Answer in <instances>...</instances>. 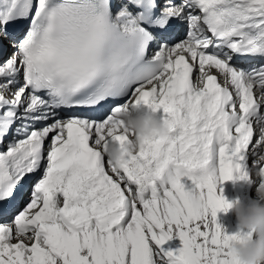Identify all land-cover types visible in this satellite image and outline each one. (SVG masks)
<instances>
[{
    "label": "snow or ice",
    "instance_id": "1",
    "mask_svg": "<svg viewBox=\"0 0 264 264\" xmlns=\"http://www.w3.org/2000/svg\"><path fill=\"white\" fill-rule=\"evenodd\" d=\"M173 19L187 38L160 43ZM0 37L16 49L0 65V202L43 169L21 210L0 207L13 212L0 223V264H239L217 187L246 181L250 149L264 151V0H0ZM123 97L102 120L56 118ZM130 100L163 110L167 140L126 150ZM113 144L125 149L119 163ZM174 233L182 247L165 250Z\"/></svg>",
    "mask_w": 264,
    "mask_h": 264
},
{
    "label": "clouds",
    "instance_id": "2",
    "mask_svg": "<svg viewBox=\"0 0 264 264\" xmlns=\"http://www.w3.org/2000/svg\"><path fill=\"white\" fill-rule=\"evenodd\" d=\"M199 85H197L198 87ZM130 100L121 113V132L128 135L127 151H138L142 146L154 140H167L172 132V125L163 118H156L155 112L140 111ZM264 135V129L261 130ZM258 147V146H257ZM109 151L114 162L124 159L125 149L113 144ZM255 169L246 180L255 185V197L248 200L229 202L225 213L232 212L241 230H247L232 242V252L239 264H264V151L255 153L252 161ZM257 181H259L257 183Z\"/></svg>",
    "mask_w": 264,
    "mask_h": 264
},
{
    "label": "rangeland",
    "instance_id": "3",
    "mask_svg": "<svg viewBox=\"0 0 264 264\" xmlns=\"http://www.w3.org/2000/svg\"><path fill=\"white\" fill-rule=\"evenodd\" d=\"M253 159H254V157H252L250 162L253 161ZM223 183H225V181ZM220 188L222 189V195L224 196V198L227 201L229 198L233 201L238 200L239 196H237V195L233 196V194H229L227 186H223ZM217 192H218V194H221L219 191V188H217ZM229 202H231V201H229ZM217 223L221 225L223 232L227 235L239 234L240 236L243 237L247 234V230H241L240 229L238 222L236 220V217L232 212L225 213V212L221 211V212L217 213ZM162 247L165 250H168L170 248L175 250V249H179L180 247H182V243L179 240L178 236H176L174 233L173 239L167 241Z\"/></svg>",
    "mask_w": 264,
    "mask_h": 264
},
{
    "label": "bare ground",
    "instance_id": "4",
    "mask_svg": "<svg viewBox=\"0 0 264 264\" xmlns=\"http://www.w3.org/2000/svg\"><path fill=\"white\" fill-rule=\"evenodd\" d=\"M252 157L253 156L251 154V149H250V152H249L250 160H251ZM250 168H252V166H250ZM252 171L254 172L255 169L252 168ZM252 171H251L249 177L250 178H255V177L252 176ZM258 182L259 181H257V183ZM223 186H227L228 187L229 194H233V196L234 195L239 196L238 200H248V199H251V198L255 197V185L254 184H249L246 181H243V180H229V181H225V183H221L217 187V188H219L220 193H221V188L220 187H223ZM228 201L232 202L233 200H231L229 198Z\"/></svg>",
    "mask_w": 264,
    "mask_h": 264
}]
</instances>
